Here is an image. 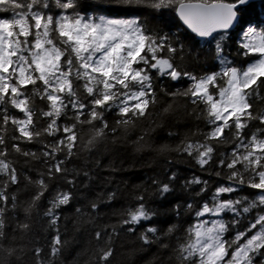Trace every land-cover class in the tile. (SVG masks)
<instances>
[{
	"label": "snow or ice",
	"instance_id": "obj_1",
	"mask_svg": "<svg viewBox=\"0 0 264 264\" xmlns=\"http://www.w3.org/2000/svg\"><path fill=\"white\" fill-rule=\"evenodd\" d=\"M250 4L251 0H0V264H14L18 251H23L8 246V229L12 239L17 231L27 233L33 215L55 233L47 256L41 255L40 247L33 249L36 264H59L69 244L61 238V210L74 196L53 182L60 177L75 187L79 175L89 177L87 171H70L67 163L95 154L109 140L116 143L118 133L126 134L152 114L161 92L171 101L165 113L183 101L204 127L190 128L175 147L159 149L145 138L153 129H146L132 142L135 150L186 156L202 171L214 164L219 170L210 174L224 182L202 202L187 203L194 219L181 236H176L175 224L160 229L149 223L137 237L140 247L156 245L167 254V264H264V22L244 19ZM166 9L191 34L213 45L205 53L213 63L204 71L184 66L186 57L200 60V53L193 54L184 42L190 36L181 39L150 29L142 18L146 11ZM231 43L243 63L231 55ZM165 79L188 83L175 90L161 84L158 92L157 81ZM112 112L115 127L107 119ZM25 143L41 148L24 150ZM12 153L23 156L25 163L42 162L44 168L21 177ZM176 179L175 172L168 182L153 179L156 194L166 196ZM22 183L23 188L9 192ZM193 185L200 186L198 197L209 192V181L200 176L184 182L185 189ZM26 190L31 195L20 201L18 192ZM116 196L115 191L97 196L88 203L89 211L77 207L79 227L94 225L101 204H110ZM134 199L135 205L114 213V224L95 227L96 244L90 252L84 250L89 255L85 264H109L121 231L136 233L156 216L146 206L145 194ZM175 211L179 216L180 205ZM21 213L23 221L18 218ZM9 214L17 217L14 227ZM244 220L248 222L241 230Z\"/></svg>",
	"mask_w": 264,
	"mask_h": 264
},
{
	"label": "trees",
	"instance_id": "obj_2",
	"mask_svg": "<svg viewBox=\"0 0 264 264\" xmlns=\"http://www.w3.org/2000/svg\"><path fill=\"white\" fill-rule=\"evenodd\" d=\"M143 20L150 29L162 30L169 35H179L181 39L184 36H190L189 40H184L186 46L192 50L193 54L200 53V60L193 61L186 57L184 66L193 72H202L206 65H211L213 61L206 59L205 53L213 45L207 44L205 41H199L195 36L185 30L175 17V13L171 10H162L160 13L146 11L143 15ZM244 19L252 22H264V0L250 4L248 10L244 14ZM235 36V33L233 34ZM203 49V51H201ZM230 52L236 63L241 64L243 60L236 55V46L230 44ZM177 62H180L179 60ZM187 81L172 82L170 80L157 81L158 92L159 85H163L169 90H175L177 87L187 85ZM159 103L152 109V114L138 122L134 129H130L126 134L118 133L116 143L111 140L106 146H102L95 154L80 156L73 158L67 163L70 171H87L89 177H84L82 174L76 178V186L68 185L63 178L58 177L53 186L73 192L72 203L61 210V220L59 223L61 238L68 240L69 244L65 247L59 264H85L89 259V255L85 254L84 250L89 252L94 249L96 241L93 239L95 227L103 228L106 225H111L118 219L114 213L130 205H135L137 201L134 197L138 194H145L146 206L156 213L152 221L144 222L137 228L136 233H128L121 231L118 238L114 240V253L110 257L109 264H152L154 257L156 264H167L168 256L164 252H160L156 245H153L147 250L140 247L138 240L139 232L143 230L149 223L154 224L160 229H166L170 225H177L178 231L176 236H181L183 229L188 227V224L194 219V214L186 210L187 203H199L207 199L211 192L220 183L224 182L221 178L216 177L213 173L216 166L210 165L207 170H201L194 160L186 156H178L175 153H160L159 151L137 152L132 143L146 129H153L145 138L152 144L153 149H159L162 145H170L175 147L179 139L190 128L199 126L204 127L203 122L196 121L191 112V106L185 108L183 101H177L176 108L173 111L164 112V108L171 102L170 98L162 92L158 96ZM39 103V102H38ZM107 119L111 127H115L117 119L114 112L107 114ZM177 135H169V133ZM52 138L49 137L48 140ZM24 150L39 151V144H22ZM12 157L17 161V170L21 177L25 173L35 175L38 170H42L44 165L39 161H29L25 163V158L12 153ZM98 161V163H97ZM171 161V162H169ZM115 169V170H114ZM175 172L177 179L171 182L172 191L166 196L161 197L156 194L155 186L152 180L156 179L161 182H168L170 173ZM193 176H200L204 180L209 181V192L203 196H196L195 193L199 190V185H193L190 190L185 189L184 182ZM17 187L23 188V183L20 186H11L9 192L17 190ZM115 191L116 199L109 203H102L99 208V215L96 216L95 224H88L79 227L78 217L75 213L77 207L87 209L90 201L95 200L99 195H105ZM31 195V190L20 191L18 196L20 201H24ZM47 195V194H46ZM46 203V201H42ZM180 205V215L178 216L175 208ZM42 211V209H41ZM95 215V214H93ZM19 220L25 219L21 213ZM251 217H249L250 219ZM17 217L9 214L8 222L11 226H15ZM247 220L242 221L239 228L247 225ZM31 229L27 233L17 231L15 239H12L13 233L11 228L8 229L10 239L8 246L23 248V251H18V259H14V264H36V257L33 249L40 247L42 256H47L49 246L55 233L48 228L46 222L37 215H33L29 221ZM79 227V230L77 228ZM232 232L228 233L231 237ZM174 242V241H173ZM133 250L135 254H133Z\"/></svg>",
	"mask_w": 264,
	"mask_h": 264
},
{
	"label": "water",
	"instance_id": "obj_3",
	"mask_svg": "<svg viewBox=\"0 0 264 264\" xmlns=\"http://www.w3.org/2000/svg\"><path fill=\"white\" fill-rule=\"evenodd\" d=\"M258 1H261V0H251V4L252 3H255V2H258ZM175 17H176V15H175ZM177 18V20L179 21V19H178V17H176ZM179 23L182 25V22L181 21H179ZM182 27L185 29V30H187L186 29V27L185 26H183L182 25ZM188 31V30H187ZM189 32V31H188ZM190 33V32H189ZM191 34V33H190ZM191 35H193L194 36V34H191ZM199 41H202L199 37H196Z\"/></svg>",
	"mask_w": 264,
	"mask_h": 264
}]
</instances>
